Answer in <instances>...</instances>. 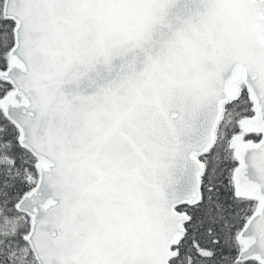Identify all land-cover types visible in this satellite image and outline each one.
Instances as JSON below:
<instances>
[{"label":"snow or ice","instance_id":"1","mask_svg":"<svg viewBox=\"0 0 264 264\" xmlns=\"http://www.w3.org/2000/svg\"><path fill=\"white\" fill-rule=\"evenodd\" d=\"M0 264H264V0H0Z\"/></svg>","mask_w":264,"mask_h":264}]
</instances>
